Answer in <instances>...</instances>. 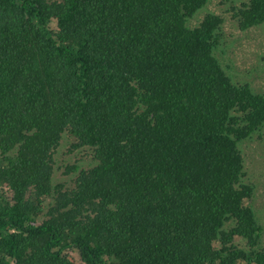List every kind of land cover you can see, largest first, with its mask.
<instances>
[{
  "label": "trees",
  "instance_id": "obj_1",
  "mask_svg": "<svg viewBox=\"0 0 264 264\" xmlns=\"http://www.w3.org/2000/svg\"><path fill=\"white\" fill-rule=\"evenodd\" d=\"M208 1L0 0V264H264L239 149L264 96L214 55L220 16L188 26ZM66 131L95 160L70 188Z\"/></svg>",
  "mask_w": 264,
  "mask_h": 264
},
{
  "label": "rangeland",
  "instance_id": "obj_2",
  "mask_svg": "<svg viewBox=\"0 0 264 264\" xmlns=\"http://www.w3.org/2000/svg\"><path fill=\"white\" fill-rule=\"evenodd\" d=\"M248 2L249 0H209L188 21V26H197L208 14L220 16L223 19L221 41L214 55L234 84H248L255 94L264 96V24L242 30L231 9ZM74 141L68 131L64 132L55 154L54 183L64 182L69 188L73 186L79 170L88 169L95 164L89 148L72 149ZM239 149L246 171L243 181L254 186L253 197L249 202L261 226L258 248H264V124L250 139L240 142ZM66 166H77V169L73 173L63 174ZM226 226L230 227L232 223ZM234 241L247 248L246 240L241 237L236 236ZM70 256H74L79 262L75 252L71 251Z\"/></svg>",
  "mask_w": 264,
  "mask_h": 264
}]
</instances>
